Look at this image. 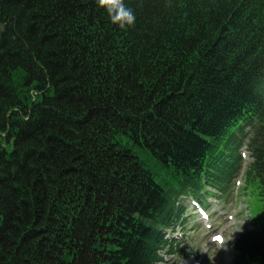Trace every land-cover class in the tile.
<instances>
[{
	"label": "trees",
	"instance_id": "obj_1",
	"mask_svg": "<svg viewBox=\"0 0 264 264\" xmlns=\"http://www.w3.org/2000/svg\"><path fill=\"white\" fill-rule=\"evenodd\" d=\"M0 0V264H157L180 196L227 197L250 128L264 264V0ZM3 28V29H2Z\"/></svg>",
	"mask_w": 264,
	"mask_h": 264
},
{
	"label": "rangeland",
	"instance_id": "obj_2",
	"mask_svg": "<svg viewBox=\"0 0 264 264\" xmlns=\"http://www.w3.org/2000/svg\"><path fill=\"white\" fill-rule=\"evenodd\" d=\"M243 150L244 149L241 151L244 152ZM245 152L247 154V151ZM237 177H239L240 181L242 182L241 186L236 191L237 187L233 189L234 181L231 182L229 190V195L231 194V197L229 201L226 202L223 200L224 198L216 192V190L208 185L204 187V190L210 193V195L203 193V197H218L226 203L223 204V202H221L220 205L214 207L213 218L211 217L212 210H208V214L210 215V223L212 225V229L210 231H206L202 227L198 226L196 223L197 221L191 215V209L188 206L189 200H183L182 198L180 199L179 204L187 209V212L184 216L185 227H178L175 229L174 234H182L180 237H178V248L185 250L188 255L180 259L178 258L176 261L175 256L172 257L171 255L164 253L162 254L163 262L161 264H174V262H177L178 264H191L193 261H199L200 264L228 263L229 259L233 255L231 248H229L230 242L232 244H236L240 234L245 229H249L250 216L254 214L256 208L255 199H253L248 193L245 195L244 200L241 198L237 199L240 193L239 190L241 191L244 186V175L239 173ZM239 204L241 206L240 209L238 207ZM220 214L223 215V217H220ZM231 215L234 216L233 219L228 218V216ZM216 234H221L223 236V244L219 245L211 241V238Z\"/></svg>",
	"mask_w": 264,
	"mask_h": 264
},
{
	"label": "clouds",
	"instance_id": "obj_3",
	"mask_svg": "<svg viewBox=\"0 0 264 264\" xmlns=\"http://www.w3.org/2000/svg\"><path fill=\"white\" fill-rule=\"evenodd\" d=\"M109 16L112 23L123 25H132L135 22V13L127 7L124 0H98Z\"/></svg>",
	"mask_w": 264,
	"mask_h": 264
},
{
	"label": "snow or ice",
	"instance_id": "obj_4",
	"mask_svg": "<svg viewBox=\"0 0 264 264\" xmlns=\"http://www.w3.org/2000/svg\"><path fill=\"white\" fill-rule=\"evenodd\" d=\"M217 240L221 239L220 237H216Z\"/></svg>",
	"mask_w": 264,
	"mask_h": 264
}]
</instances>
